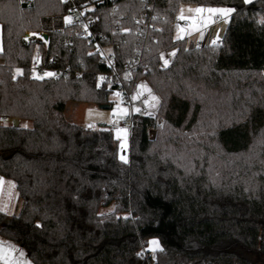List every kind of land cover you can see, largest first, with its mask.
<instances>
[{"label":"trees","instance_id":"1","mask_svg":"<svg viewBox=\"0 0 264 264\" xmlns=\"http://www.w3.org/2000/svg\"><path fill=\"white\" fill-rule=\"evenodd\" d=\"M115 4L100 32L162 100L161 124H134L128 162L113 131L66 119L70 102L111 105L97 77L106 68L66 24L68 6L0 0V117L33 124L0 126V175L23 202L14 216L0 211V238L33 264H264V0ZM185 4L234 9L221 47L175 37ZM26 32L48 34L49 53L81 76L31 79L42 44H26ZM162 52L174 53L165 70ZM206 114L213 124L200 134Z\"/></svg>","mask_w":264,"mask_h":264},{"label":"built area","instance_id":"2","mask_svg":"<svg viewBox=\"0 0 264 264\" xmlns=\"http://www.w3.org/2000/svg\"><path fill=\"white\" fill-rule=\"evenodd\" d=\"M68 6V12L65 17V22L74 34L75 38L82 40L90 51L89 56L98 58L99 64L106 68L105 72L97 75L98 84L101 87H106L111 91V94L120 93V98L123 104L128 108V114L120 122V126L126 128L129 132V141L132 137L134 124L140 118H154L158 119L157 123L161 124L159 119V111L162 100L155 92L151 84L144 77H138L139 63H122L119 59L116 46L108 40L107 36L100 32L102 27L101 15L104 9L114 6L116 9L117 0H61ZM210 15L204 12L196 21V26L202 28L205 33V19ZM71 17L72 22L68 23L66 18ZM214 22L219 23L223 21L220 15L213 17ZM46 33H28L24 37L26 44H31L35 41H40L42 46L37 49L32 59L31 65L28 69V76L33 80L39 81H61L70 75L81 76L82 73L73 72L71 67H64L59 63V56L50 54L51 40L45 39ZM121 34V32H119ZM41 37L43 39H41ZM215 47L223 45V39L211 42ZM70 52L73 50V41H67ZM205 40L197 42V48L203 49ZM173 52H162L160 68L162 70L170 68L174 63ZM168 63L165 65L164 61ZM18 72L23 73L22 69ZM45 73H53L52 76H46ZM37 77H43L38 79ZM103 77V79H101ZM144 87L141 88L140 86ZM111 96V95H110ZM138 96L133 100L132 97ZM156 97L153 100L152 97ZM110 99V98H109ZM139 108L140 111H135ZM3 121L13 126L14 118H3ZM87 129L95 130L96 126L91 125ZM119 143L121 142L118 140Z\"/></svg>","mask_w":264,"mask_h":264},{"label":"rangeland","instance_id":"3","mask_svg":"<svg viewBox=\"0 0 264 264\" xmlns=\"http://www.w3.org/2000/svg\"><path fill=\"white\" fill-rule=\"evenodd\" d=\"M196 8H200V7L188 5V4L181 6L180 13L178 16L179 27L175 34V37L177 39H185L186 37H189V40L191 41V35L198 34V33L202 34L203 32L202 28L196 26L194 23L197 21V16L201 17V14L203 12L202 13L195 12ZM231 15H232V12L227 17L221 16L224 21V26L228 24ZM181 16L184 17L183 20L180 19ZM28 33L32 34V32H26L25 36H27ZM202 36L203 35H201V37ZM16 73L19 74L20 72L17 71ZM109 100L111 102L109 109H101L99 106L94 105V104H81V103L70 102L67 104L65 116H66V119L70 123H73V124L82 125L86 128H88L91 125H94L97 127V129H108V130L113 131L115 137L121 141L119 143L120 158L121 156H123L125 157L123 161L128 162L129 147H130L129 132L126 128H123L120 126V122L123 120V118L126 115H122L121 112L118 111L117 106H119V109H127V114L129 110L123 104L122 100L118 98L116 93L111 94ZM208 117H209L208 114L202 117L201 124L204 126L200 129V134H202V132H204L206 128L208 130L210 124H213L211 121L212 119L210 120ZM150 136L151 138H155L156 132L151 131ZM121 145H123V147H121ZM113 210H114V206H110L107 208H102L100 212L101 214H107V213L112 212ZM160 246H161L160 243L158 244V247L153 246L149 243L147 250H149L152 255H155L157 251L161 249Z\"/></svg>","mask_w":264,"mask_h":264},{"label":"crops","instance_id":"4","mask_svg":"<svg viewBox=\"0 0 264 264\" xmlns=\"http://www.w3.org/2000/svg\"><path fill=\"white\" fill-rule=\"evenodd\" d=\"M253 1H255V0H250V2H247V3H251ZM200 8H203V7H200ZM208 8L209 7L204 8V9H208ZM205 12H207V11H205ZM208 14L210 16L207 17L206 20L204 21L205 22V28L207 29V32L205 33L203 31L202 34L198 33V34L191 35V41L189 40V37H186L185 39H188L189 42L197 43V42L203 41L205 39L208 41L210 38H211L212 42L217 41V40H221L223 38V35L225 33V30H226V26H224V21L216 23L213 20V17L215 15H220V14H218V13H216V14L208 13ZM198 18H199V16H197V19ZM194 24L196 25V22ZM201 35H203V36L201 37ZM218 36H220V37H218ZM2 51H3V27H2V24L0 22V53ZM25 125H27V127H25ZM0 126L13 127L12 125L4 122L2 117H0ZM19 127L25 128V129H31L33 127V124L30 121H25V120L20 119ZM0 179H2V181H3V183H0V209H3V210H0V211L7 216H14V215L20 213L21 210L23 209V202L20 199L19 192L17 189V185L14 181L9 180L2 175H0ZM0 241L4 242L5 245H12L15 247V249H17V251L12 252L13 259H12V261H10V264H17V262H18V264H33L29 260L27 253L24 250H22L19 246L15 245L13 243H10L8 241H5L1 238H0ZM20 252H23L24 255L21 256ZM0 264H3L2 260H0Z\"/></svg>","mask_w":264,"mask_h":264},{"label":"snow or ice","instance_id":"5","mask_svg":"<svg viewBox=\"0 0 264 264\" xmlns=\"http://www.w3.org/2000/svg\"><path fill=\"white\" fill-rule=\"evenodd\" d=\"M244 2L247 3V2H250V0H244ZM205 11H207L208 13H212V14L218 13L221 16L227 17L232 11H234V9H230V8H208V9L196 8L195 9V12H197V13H202V12H205ZM180 19L183 20L184 17L181 16ZM66 20H67L68 23L72 22V18L71 17H67ZM41 39H43V38L41 37ZM172 55H174V53ZM164 63H165V65H167L168 61L165 60ZM44 75L52 76L54 74L53 73H45ZM37 78L38 79H42L43 77H37ZM101 79H103V77ZM140 87L143 88L144 86L141 85ZM116 95L119 96L120 93H116ZM137 98H138V96L132 97L133 100H135ZM152 99L156 100V97L153 96ZM117 109H118V111L121 112L122 115H127V109H119V106H117ZM135 111L139 112L140 109L136 108ZM25 127H27V125H25ZM121 131H123V130H121ZM121 147H123V145H121ZM121 159L124 160L125 157L121 156ZM0 183H3L2 179H0ZM0 210H3V209H0ZM150 244L153 245V246L158 247L159 242L157 240L153 239V240L150 241ZM14 251H17V249H15L14 246L5 245L4 242L0 241V260L3 261V264H10V261H12V259H13L12 252H14ZM20 255L23 256L24 253L20 252ZM17 264H18V262H17Z\"/></svg>","mask_w":264,"mask_h":264},{"label":"water","instance_id":"6","mask_svg":"<svg viewBox=\"0 0 264 264\" xmlns=\"http://www.w3.org/2000/svg\"><path fill=\"white\" fill-rule=\"evenodd\" d=\"M44 38L45 39H48L49 38L48 34H44ZM99 107L101 109H109L110 108V105L109 104H107V105H101ZM19 125H20V119H14L13 127L14 128H18Z\"/></svg>","mask_w":264,"mask_h":264}]
</instances>
